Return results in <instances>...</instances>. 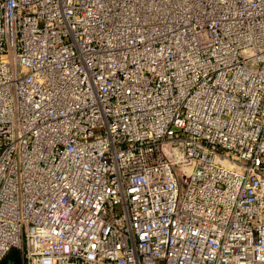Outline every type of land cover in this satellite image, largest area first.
<instances>
[{"label":"built area","instance_id":"2783aa9c","mask_svg":"<svg viewBox=\"0 0 264 264\" xmlns=\"http://www.w3.org/2000/svg\"><path fill=\"white\" fill-rule=\"evenodd\" d=\"M264 264V0H0V264Z\"/></svg>","mask_w":264,"mask_h":264},{"label":"rangeland","instance_id":"374dc122","mask_svg":"<svg viewBox=\"0 0 264 264\" xmlns=\"http://www.w3.org/2000/svg\"><path fill=\"white\" fill-rule=\"evenodd\" d=\"M12 262L17 264L22 263L20 252L16 248L10 250L4 258L2 264H13Z\"/></svg>","mask_w":264,"mask_h":264},{"label":"trees","instance_id":"16d2710c","mask_svg":"<svg viewBox=\"0 0 264 264\" xmlns=\"http://www.w3.org/2000/svg\"><path fill=\"white\" fill-rule=\"evenodd\" d=\"M12 263H13V262H12ZM13 264H17V263L14 262Z\"/></svg>","mask_w":264,"mask_h":264}]
</instances>
